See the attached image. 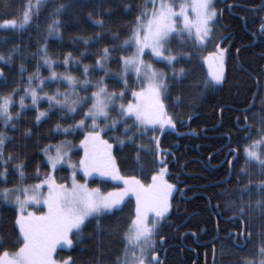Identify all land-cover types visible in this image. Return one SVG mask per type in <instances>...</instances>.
Here are the masks:
<instances>
[{
  "label": "trees",
  "instance_id": "16d2710c",
  "mask_svg": "<svg viewBox=\"0 0 264 264\" xmlns=\"http://www.w3.org/2000/svg\"><path fill=\"white\" fill-rule=\"evenodd\" d=\"M29 2L35 5L36 0H0V23L12 19L19 21ZM60 3L70 4V7L59 17H53V9ZM146 3L148 0H48L41 6L38 19L34 16L24 29H0V54L7 60L11 53L8 63L0 61L4 73L0 79V95H10L18 89L13 96L17 99L38 67L41 76L49 74L43 63L45 45L48 57L57 61L53 67L58 74L66 70L62 61L71 52L74 61L79 63H70L68 72L77 79L91 81L84 97L89 99L83 100L76 113L53 109L49 117L37 122L35 108L21 109L17 103L12 104L13 120L6 126L0 119V132L8 138L5 159L8 154L13 157L7 163V178L0 177V192L20 184L35 183L49 172L42 153L46 145L65 140L75 145L83 138L82 129L72 128L65 133L56 130V125L67 128L84 118L85 109L91 103V92L101 77H104L107 90H125L126 95L121 100L123 103L130 101L131 92L138 87L136 79L128 74L125 89L122 81L111 74L121 70L120 58L132 51V47H123V41L131 34L135 18ZM126 5L131 6V11ZM214 5L219 15L211 40L199 44L186 35H172L168 48L178 58L173 65L146 55L167 74L171 88L165 105L175 128L168 127L163 132L148 130L143 135L137 132L134 142L122 135L123 124L118 131L101 134L113 145L112 156L121 176H135L148 184L161 166L160 160L166 162V180L175 187L172 209L160 223L156 236V242L162 238L167 247L163 264H245L264 259L259 254L264 246V212L255 207L256 201L261 199L258 186L264 182V175L256 161H247L244 152L249 144L264 137L259 134L260 119L264 117V31L262 36L259 31L264 22V0H214ZM53 18L61 22L59 33L48 36L47 27ZM99 19L104 21L103 26L94 22ZM115 34L119 39H114ZM225 34L232 42L230 52L225 56L224 80L215 85L206 78L202 55L213 50ZM84 39H89L90 43L85 45ZM105 47L110 49L109 76L95 67L98 53ZM84 65L89 66L87 77L83 74ZM173 66L176 73L183 69L184 75L173 79ZM43 88L47 92H62L68 89V84L63 80L46 79ZM39 106L48 110L46 102ZM109 112V123L122 119L116 105ZM17 113L20 114L18 119ZM132 122L128 120L129 125ZM29 130L31 135H26ZM117 137L125 143L120 145ZM153 137L159 140L164 153L162 157L155 153ZM81 155L78 147L70 151L75 164ZM260 157L264 159V145ZM18 164H23V178L16 167ZM4 170L0 165V172ZM69 176L70 170L66 166L54 170L57 182H67ZM76 177L79 181L84 180L80 173ZM88 185L108 191L121 184L91 178ZM249 186L251 193L244 195L243 200L250 202L252 208L245 217L239 218L230 204L240 197L239 189ZM135 207V196L129 195L111 212L90 218L81 235L72 234V246L56 249V258H71L70 264H116L124 249L122 237L134 217ZM16 213L11 202L0 198V240L3 241L0 253L16 251L19 247L14 244L18 234ZM231 231L237 233L235 241L233 234L228 236Z\"/></svg>",
  "mask_w": 264,
  "mask_h": 264
},
{
  "label": "snow or ice",
  "instance_id": "6c2138e0",
  "mask_svg": "<svg viewBox=\"0 0 264 264\" xmlns=\"http://www.w3.org/2000/svg\"><path fill=\"white\" fill-rule=\"evenodd\" d=\"M47 2L48 0H36L35 5L29 2L23 10L19 22L15 19L4 20L0 24V29H24L26 25L32 22L34 16L38 19L41 6ZM150 2L152 4L151 12L149 13L146 10V3L144 6L145 10L135 18V25L130 29V36L123 41V47L126 49L134 46L135 53L131 56L120 58L122 70L117 74L123 81L124 88L127 89L128 73L135 72L138 79L141 78V74L143 73V80L146 83H142L138 91L131 92L134 102L129 101L127 105L121 103L118 115L122 119L111 120L110 123L101 128L97 124V120L100 117H104L105 121H108L110 119V105H114L117 99H123L126 95V91L109 93L104 84V77H101L95 84L96 91L92 92L90 97L92 106L84 113L85 119H81L74 125L62 129L67 133L72 128H82L85 126L86 119L90 118L92 126L81 141V145L84 147V158L80 160L79 166L83 169L86 177L93 173H98L100 176L122 181L124 187L107 194L101 193L99 189H89L86 183L80 184L76 182V165L69 163V167L74 169L73 182L70 188L57 184L55 179L51 175H48L40 184L31 187L4 189L0 195L5 200H8L10 194L13 192L20 193V195L15 196L19 215L15 219L18 234L17 239L14 241V244L19 245V247L14 252L3 251L0 253V264H57L53 258V252L58 245L72 246L73 240L70 238V234L75 232L77 236L81 235L87 227L90 218H97L104 213L111 212L113 209L119 207L123 203L124 198L130 193L136 199L135 213L134 218L130 220L127 231L123 234L122 239L125 246L122 256L117 257L116 264H161L159 256L155 251V237L157 236L161 221H163L169 212L171 207L169 197L175 187L165 179L167 168L164 165L166 162L163 159L160 160V170L151 177L152 182L150 184L142 183L135 176H121L115 165V159L112 156L113 145L103 139L101 133L118 131L119 126L123 124L122 135L127 140L134 142L137 132L143 135L148 130H160L163 132L166 127L175 128L174 120L169 115L165 105V100L169 98L171 88V85L168 83L167 74L163 71L155 70L151 64L143 60L145 49H150L152 55L157 59L173 65V62L178 58L176 55L171 54L170 50L165 49L168 38L176 34L191 37L194 43L204 44L208 42L212 38L219 12L213 0H181L179 5L175 3V0H159L158 5L157 0H150ZM69 7L70 4L60 3L54 7L52 16L59 17ZM126 7L131 11V6L126 5ZM188 9H191L194 15L190 16ZM89 15L91 16V13ZM94 22L100 26L104 24L102 19L95 20ZM60 24L59 19L53 18L47 27L48 36L58 35ZM262 29H264V26H262ZM97 39H100V37L97 36ZM114 39H119V35L115 34ZM89 43V39H84L85 45ZM112 50L114 51L115 49ZM166 51L169 52L168 55H165ZM225 51V49L217 45V52L212 54L215 70L211 74V81L216 84L224 80ZM109 54L110 49L107 47L103 48L98 53L99 58L95 62L96 69L103 70L105 76H109L110 74L107 68ZM81 55L83 56L84 53H81ZM10 60L11 53L7 60L3 54H0V61L8 63ZM72 62L79 63V61H74L72 53L69 52L63 63L64 65H69ZM43 63L49 69L55 63V61L48 57L47 45H45L43 50ZM21 71H23V68H21ZM38 73L39 67L36 74L29 76V87L24 89L25 96L31 97V104L33 106H36L41 99H47L49 103L48 110L38 111L35 117L37 122H40L41 118L49 117V113L53 109L65 111L66 113H76L81 100L89 99L79 97L76 93V88L77 86H81L84 90H87L91 81L85 78L81 82L68 72L58 74L54 70L48 79L66 81L72 91L69 93L57 90L51 95L44 93L41 96L37 89L43 91L45 81L39 78ZM83 74L85 77L88 76V65H84ZM177 75L183 76L184 70L181 69L179 73H176L173 66V79ZM3 77V70L0 69V79ZM34 80L39 81L35 86L32 85ZM17 91L18 89H14L10 95H0V119L4 121L6 126L13 120L10 108L13 103V96ZM19 106L21 109L26 107L24 96L20 98ZM19 115L17 113V119ZM129 119L133 121L131 125L128 124ZM260 124L262 127L259 134L264 136V117L260 119ZM12 126L15 127L14 124ZM56 129L58 131L61 130V125L57 124ZM245 130H247V125ZM26 135H31V131L29 130ZM6 140L8 138L3 132H0V165L4 166L5 169L0 172V177L4 179L8 175L7 163L13 159L11 154H8L5 159L4 148ZM117 142L123 145L125 140L117 137ZM152 142H154L155 153L162 157L164 153L160 148L158 138L153 137ZM259 143H264V140ZM254 147L255 145H252L244 149L247 161H256L262 169V175H264V159L260 157L258 152L253 150ZM47 151L46 149V154ZM66 156V152L62 153L60 149H57L54 157L48 156V164L55 170L58 165L68 163L65 159ZM137 159H139V155ZM16 167L20 170V177L23 178V164H18ZM237 183L239 184L241 181H237ZM44 184L48 186V195L43 199L47 211L41 215L31 212L25 214L26 205L29 203L39 204L41 202L42 193L40 189ZM258 187L261 199L256 201L255 207L264 212V182H261ZM238 191H240V197L237 200H233L230 206L235 209L239 218H243L249 209L252 208L250 202L245 203L243 200L244 195H250L251 188L249 186ZM233 196H235V193H233ZM150 214L154 216V219H150ZM250 235L249 233V238ZM2 243L3 241L0 240V244ZM259 254L261 257H264V246H261ZM70 262L71 258L65 260L63 264H70ZM245 264H252V262H245ZM260 264H264V259H261Z\"/></svg>",
  "mask_w": 264,
  "mask_h": 264
},
{
  "label": "rangeland",
  "instance_id": "374dc122",
  "mask_svg": "<svg viewBox=\"0 0 264 264\" xmlns=\"http://www.w3.org/2000/svg\"><path fill=\"white\" fill-rule=\"evenodd\" d=\"M213 2H214V0H213ZM158 3H159V0H157V5H158ZM175 3L177 4V5H179V3H181V0H175ZM144 10H145V8H144ZM143 10V11H144ZM149 13L151 12V10H152V4H151V2H150V0H148V3H147V9H146ZM179 9H178V7H177V11H178ZM188 12H189V15L190 16H192V15H194V13L192 12V10L191 9H188ZM19 22V21H18ZM3 22H1L0 24H2ZM174 35V34H173ZM130 36V35H129ZM128 36V37H129ZM171 37V36H170ZM170 37L168 38V41H169V39H170ZM168 41H167V43L165 44V49H168L169 50V48H168ZM205 44V43H204ZM132 47V51H131V53L130 54H128V55H125V56H131V55H133L134 53H135V47L134 46H131ZM44 50V49H43ZM41 51H42V49H41ZM216 52H213V51H209L206 55H204L203 56V61H204V64H206V77L211 81V74H212V72L215 70V64H214V62H213V59H212V54H215ZM146 54H149L150 56H151V58L152 59H156V60H159V59H157L156 57H154L153 55H152V53H151V50L150 49H145V52H144V55H143V60L146 62V63H149V64H151L152 65V67L155 69V70H157V71H163V70H161V69H159V68H157L154 64H153V62L150 60V59H148V58H146ZM169 54V52L168 51H166L165 52V55H168ZM171 54H172V52H171ZM122 57H124V56H122ZM206 59L208 60L207 62H206ZM52 60V59H51ZM54 61V60H53ZM163 61V60H162ZM57 61H55V63H56ZM63 62V61H62ZM209 62H211V64H210V67H209ZM64 64V63H63ZM65 67H66V70L63 72V73H65V72H68V66L69 65H64ZM46 67L49 69V67L46 65ZM55 71L56 72V70L54 69V67H53V65H52V68L51 69H49V74L47 75V76H45V77H43V76H41L40 75V73H38V75H39V78L40 79H43L44 81L46 80V79H48L50 76H51V72L52 71ZM121 70H122V61H121ZM121 70L118 72V73H120L121 72ZM164 72V71H163ZM57 73V72H56ZM69 73V72H68ZM110 73V72H109ZM118 73H115V74H111V75H113V76H115V77H117V78H119L120 79V77L117 75ZM36 74V73H35ZM128 74H131V75H133V77L136 79V82L138 83V88L137 89H135V90H133V91H138L139 89H140V87H141V84L142 83H146V81H144L143 80V73L141 74V78L140 79H138L137 78V76H136V74H135V72H129ZM72 75V74H71ZM73 76V75H72ZM50 80V79H49ZM79 81H83L84 80V78H81V79H78ZM121 80V79H120ZM122 81V80H121ZM38 80H34L33 82H32V85L33 86H35L36 84H38ZM212 82V81H211ZM122 83H123V81H122ZM213 84H216V83H214V82H212ZM105 84V83H104ZM220 84V83H219ZM29 87V82H28V84L24 87V89L25 88H28ZM24 89H23V92H22V94L17 98V99H14V97H13V103L12 104H14V103H17L18 105H19V101H20V98L22 97V96H24L25 97V105H26V107H33V108H35L36 109V111H37V114H38V111H45V109L44 108H41L39 105H40V103L41 102H46L47 103V106H48V109H49V103H48V101H47V99H41L39 102H38V104L36 105V106H33L32 104H31V97L30 96H25V92H24ZM37 91H38V93L41 95V96H43L44 95V93H48L49 95H51V94H53V93H55L56 91H54V92H47L44 88H43V91H40V89H37ZM72 90L69 88V86H68V89H66L65 91H62V92H71ZM94 91H96V88H94V90L92 91V92H94ZM121 91H125V90H121ZM121 91H118V92H115V93H119V92H121ZM92 92H91V95H92ZM108 92L109 93H112L113 91H109L108 90ZM76 93L79 95V97H81V98H84L85 96H86V92H85V90L83 89V87H81V86H77V88H76ZM132 96V95H131ZM130 101H133L134 102V98L133 97H131V99H130ZM82 102H83V99L81 100V102H80V104H79V106L80 105H82ZM121 103H123V101L121 100V99H117L116 101H115V104L114 105H116V107L118 108V110H119V105L121 104ZM127 103L128 102H126V103H123V104H125V105H127ZM91 106H92V101H91V103L89 104V106L85 109V112H87L88 110H89V108H91ZM113 105H110V107H109V110H110V108L112 107ZM109 115H110V112H109ZM170 115V114H169ZM42 119V118H41ZM83 119H85V117L83 118ZM2 120V119H1ZM101 120H104V122H101ZM3 121V120H2ZM109 121L110 120H108V121H105V119H104V117H100L98 120H97V124L101 127V128H103V127H105V125L106 124H108L109 123ZM4 122V121H3ZM91 126H92V120L90 119V118H88V119H86V121H85V126L84 127H82V128H78V129H82L83 131H84V133L86 134V132L88 131V130H90L91 129ZM63 128H61V130H62ZM57 130V129H56ZM102 134V133H101ZM84 137H85V135H84ZM84 137H83V139H84ZM82 139V140H83ZM81 140V141H82ZM262 140H264V137H262V138H259L258 140H256V141H253L251 144H249V146H252V145H255V147L253 148V150L254 151H256V152H258V154L260 155V153H261V151H262V148H263V145H264V143H259L260 141H262ZM81 141H79L77 144H75V145H73L72 144V142L71 141H68V140H65V141H62V142H59V143H50V144H48V145H46L44 148H43V150H42V153H43V155H44V159H45V161H46V163L48 164V156L49 155H51V156H55L56 155V151H57V149H60L61 150V152L63 153V152H66L67 153V156L65 157V159L68 161V163H63V164H60V165H66L67 167H69V163L70 164H73V165H76V168H75V180H76V182L77 183H80V184H87V180L88 179H90V178H100V179H106V180H112V179H110V178H107V177H103V176H100L98 173H93L92 175H90V176H85L84 175V172H83V169L82 168H80V166H79V162H78V164H74L73 162H72V160H71V158H70V151H71V149L73 148V147H78L80 150H81V152H82V156H81V159H83L84 158V147L81 145ZM262 145V147H260ZM248 146V147H249ZM48 150L47 151V154H46V152H45V150ZM80 159V160H81ZM49 165V164H48ZM60 165H58V166H60ZM57 166V167H58ZM165 166V165H164ZM49 167H50V171L48 172V174L43 178V179H41L40 181H38V182H36V183H31V184H20V185H18V186H14V187H10V188H7V189H15V188H21V187H31V186H33V185H36V184H40L43 180H45L46 179V177L48 176V175H51L53 178H54V176H53V172H54V170L51 168V166L49 165ZM160 167L161 166H159L158 168H157V170H156V172H155V174H157V172H159V170H160ZM69 169H70V178H69V181L67 182V183H57V184H62V185H64L65 187H67V188H70L71 186H72V182H73V171H74V169L73 168H71V167H69ZM77 172H80V173H82V175L85 177V181H79L77 178H76V173ZM165 179H166V176H165ZM112 181H114V182H119V184H121L120 186H117L115 189H111V190H109V191H107V192H104V191H101V189H99L98 187H90L88 184H87V186H88V188L89 189H99L100 190V192L101 193H103V194H107V193H109V192H114V191H117V190H119V189H121L122 188V185H123V182L122 181H118V180H112ZM151 183V182H150ZM150 183H148V184H150ZM6 189V188H5ZM4 190V189H3ZM3 190L0 192V193H2L3 192ZM40 192L42 193V196H41V202L39 203V204H35V203H29L28 205H26V207H25V214H27L28 212H31V213H34V214H36V215H41V214H43V213H45L46 211H47V207H46V205L43 203V199L45 198V197H47V195H48V186H47V184H44V186L40 189ZM16 195H20V193L19 192H13V193H11L10 194V196H9V199L7 200V201H9V202H11L14 206H15V209H16V212H17V215H19V208H18V206L16 205V203H15V196ZM129 195H133V194H129ZM128 195V196H129ZM127 197V196H126ZM125 197V198H126ZM171 197H172V194H171V196L169 197V202H170V205L172 206V204H171ZM0 198H3V196L2 195H0ZM21 198H23V197H21ZM124 198V199H125ZM4 199V198H3ZM171 208L172 207H170V209H169V212H168V214L170 213V211H171ZM167 214V215H168ZM166 215V216H167ZM134 218V217H133ZM166 218V217H165ZM164 218V219H165ZM150 219H154V216H152L151 214H150ZM163 219V220H164ZM162 222V221H161ZM73 233H75V232H73ZM72 233V234H73ZM72 234H70V238L72 239ZM59 247H69L68 245H63V244H61V245H58L57 246V248H59ZM56 248V249H57ZM18 250V249H17ZM56 251V250H55ZM55 251L53 252V258H54V260L57 262V264H63V262L65 261V260H68V258H66V259H58V258H56V256H55ZM12 252H14V251H12ZM123 252V251H122ZM121 256H122V254H121ZM260 261L261 260H257V261H248V262H252V264H260Z\"/></svg>",
  "mask_w": 264,
  "mask_h": 264
},
{
  "label": "flooded vegetation",
  "instance_id": "af4514ba",
  "mask_svg": "<svg viewBox=\"0 0 264 264\" xmlns=\"http://www.w3.org/2000/svg\"><path fill=\"white\" fill-rule=\"evenodd\" d=\"M264 30H262L260 33V35L262 36L263 34H262V32H263ZM230 39L227 37V38H225L224 39V41H223V43L220 45V48H222V49H225L226 51H225V53H228V52H230V46H231V44H230V46L229 45H227V43H228V41H229ZM256 40V37H255V39H254V41ZM235 59L237 60V55L235 56ZM263 71H264V67H263ZM243 231H241L240 232V234L242 233ZM230 234H233L234 235V237H233V240H235L236 239V237H237V233L235 232V231H231L229 234H228V236L230 235ZM163 239H161V241H160V243H159V245H157L156 246V254L159 256V258L163 255V248H167V247H163ZM161 261V263H163V259L162 260H160ZM213 262V256H212V260H211V263Z\"/></svg>",
  "mask_w": 264,
  "mask_h": 264
},
{
  "label": "bare ground",
  "instance_id": "6f19581e",
  "mask_svg": "<svg viewBox=\"0 0 264 264\" xmlns=\"http://www.w3.org/2000/svg\"><path fill=\"white\" fill-rule=\"evenodd\" d=\"M264 30V29H263ZM259 31H262V29H259Z\"/></svg>",
  "mask_w": 264,
  "mask_h": 264
},
{
  "label": "water",
  "instance_id": "95a60500",
  "mask_svg": "<svg viewBox=\"0 0 264 264\" xmlns=\"http://www.w3.org/2000/svg\"><path fill=\"white\" fill-rule=\"evenodd\" d=\"M220 45V44H219Z\"/></svg>",
  "mask_w": 264,
  "mask_h": 264
}]
</instances>
